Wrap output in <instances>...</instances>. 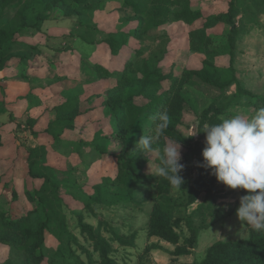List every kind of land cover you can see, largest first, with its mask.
I'll return each instance as SVG.
<instances>
[{
    "label": "rangeland",
    "instance_id": "obj_1",
    "mask_svg": "<svg viewBox=\"0 0 264 264\" xmlns=\"http://www.w3.org/2000/svg\"><path fill=\"white\" fill-rule=\"evenodd\" d=\"M66 1L71 6L82 8L81 12L65 15L62 11L55 10L52 16L44 22L41 32L32 31L19 39L36 46L44 52V55L33 54L35 53L34 50L25 49L18 45H14L12 49L14 54L21 53L25 57L19 64L22 69L18 67L16 74H26L28 77L26 87L29 86L30 89L39 88L41 90L45 86H40L42 82L35 73L52 78L50 79L51 83L55 81L53 67H56L53 65L55 61L52 59L55 50L64 51L67 45H64V42L79 41L80 39L75 38L82 34L87 39L96 42L106 35L119 36L122 32H125L128 37L127 47L141 50V57L147 59L150 67L156 66L160 56L169 50L170 57L166 55L168 56L167 59L159 66L164 73L172 74L174 77L180 76L184 68L200 67V57L192 54L189 50V35L191 31L201 27V20H196L191 24L182 20L155 22L152 18L154 0H143L139 6L140 12H135L131 7L123 5L124 0H85L81 4L76 3L75 0ZM224 2V0L188 1L193 9L201 10L204 15L224 9ZM18 5V3L13 2L10 8L0 10V16L6 13L12 16ZM138 15H140V19H143L140 29L141 36L134 37L132 32L138 24ZM262 20L263 23H260L259 26L261 27L257 32L254 31L255 28H250L240 35L235 61L236 71L234 72L238 78L240 75L243 76V80L239 78L241 86L258 93L263 90L261 75L264 71V17H262ZM213 32L215 35L213 36L214 41L223 39L217 36L221 32V27L216 28ZM46 41L50 45H46ZM78 44L79 46H86L89 50L91 49L90 46L82 42L77 43L76 46ZM92 45L94 50L97 51V56L99 55L98 58L95 54L94 59H98V63L111 69L120 68L121 62L128 52V48L125 47L119 55H113L102 44L94 43ZM46 48L51 51L48 52ZM46 60H49L50 64ZM15 61H17V58L11 62ZM214 62L217 66L228 67L227 56H217ZM43 63L49 66L45 70L46 73L41 71ZM139 63L141 66L142 62ZM2 79L4 78H0V129L3 140V146L0 147V203L3 207L12 210L28 208L29 205L26 200L28 193H31L30 191L36 185L41 187L40 194L48 196L54 201L57 212L53 214L51 229L46 234V249L49 255L60 246L62 250H68L71 247L80 258L85 261L88 260V253L82 252L76 244L70 243V241L67 242V240L62 243L59 242L58 236L65 238L68 230L76 236L82 246L89 249L92 258H98L97 252L92 249V243L80 233L77 226L75 213L80 205L76 204L75 200L70 197H65L62 203L58 200L57 194L66 192L73 194L77 200L89 204L88 208H80L86 223L97 226L99 217L102 218L101 228L104 236L113 247L111 256L115 259L116 264L199 263L205 257L208 247L214 242L248 237L250 225L241 222L236 215V209L239 207L240 201V190L239 188L231 189L221 182L216 183V192L201 193L195 202L188 203L187 188H173L168 194L159 195L155 192L153 182L142 180L135 185L134 198L140 200L139 206L131 204L105 205L109 202L105 199L106 194L103 191L97 192L94 185L105 178L113 179L116 175L117 163L111 157L97 158L99 155L92 148L90 142L96 140V138H98V141L99 137L112 131L111 125L108 124L109 119H102L104 114L96 111L95 113H88L84 117L81 122L84 125L80 130L75 128L56 142L51 141L46 136L36 137L30 133L26 125L27 104L22 106L20 112H14L11 104L9 110H7V104L2 98V91L4 90ZM100 84L101 88L108 85L106 81ZM97 86L98 84H95L94 91L98 90ZM162 89L164 88H149L142 96V102L146 103L149 111L141 116L138 127L129 133L127 137L132 153L149 156L150 158L156 157L155 152L152 154L140 153L136 142L142 135H154L155 122L153 115L160 109V105L154 99L159 96ZM235 92L236 84L234 83L224 89H217L196 79L192 80L183 88V93L193 109V111L186 114L189 124L191 126L194 123L196 124V113L201 112L210 103H215L224 109L220 115L221 118L236 114L245 117L254 115L255 111L251 108L247 98L241 95L236 97ZM18 98H16L15 105L23 104L24 102L20 101L21 98ZM55 102H57L56 99L45 100L47 105H52ZM41 110L43 109H39V111ZM42 113L43 111L39 113L38 117H41ZM36 126L37 129L40 126L42 127L43 122ZM42 144L47 148L46 155L37 159L38 164L35 171L42 172L48 179L41 178L32 181L26 173L27 149ZM153 149L161 153L156 141L153 143ZM184 152L185 150L181 147L182 156ZM181 162L185 164L181 175L187 182H191L197 173V163L192 155H189L184 161L182 158ZM152 166L153 163L150 162L144 167L146 175L150 173ZM12 190H15L16 198L13 197ZM97 196L102 201L101 203L96 201ZM153 197H157L176 219L175 229L180 234L178 244H184V239L189 236L188 226L196 229V242L189 255L172 254L171 252L177 244L170 243L157 236H148L147 233L145 235L143 230L145 224L147 225L146 221L148 222L150 202ZM134 230L138 232V236L135 237L133 246H123L113 237L114 231L129 235ZM151 245L159 248L154 247L148 252H144V249ZM6 252L7 247L0 245V260L4 258Z\"/></svg>",
    "mask_w": 264,
    "mask_h": 264
},
{
    "label": "trees",
    "instance_id": "obj_2",
    "mask_svg": "<svg viewBox=\"0 0 264 264\" xmlns=\"http://www.w3.org/2000/svg\"><path fill=\"white\" fill-rule=\"evenodd\" d=\"M188 1L154 0L153 4L152 18L155 22L182 20L191 24L196 20L202 21L201 27L191 31L189 35V50L192 54L200 57V67L184 68L178 77L164 73L159 66L167 59L166 55L170 57L169 50L160 56L156 66L150 67L147 59L141 57V50L127 47L128 37L125 32L119 36L106 35L96 42L87 39L83 34L79 36L86 43L102 44L113 55H119L123 48H128L120 68L111 69L98 62L94 64L98 79L97 94L102 98L101 108L104 114L102 119H109L108 124L111 125L112 131L99 137L98 141L96 138L90 143L99 155L98 157H111L117 163V171L113 179L105 178L94 185L97 192L103 191L106 194L105 199L109 202L105 205L131 204L139 206L140 200L134 198L135 185L142 180L153 182L155 192L159 195L168 194L173 189L166 179L144 173V167L150 162L158 163L157 156L150 158L132 153L131 145L128 144L129 133L138 127L141 116L149 111L146 103L142 102V96L147 89L164 88L154 99L160 105V109L153 115L155 127L159 123V114L166 112L169 116L168 128L156 141L161 154L165 144L169 141H178L185 150L182 156L183 161L192 155L197 163L198 169L195 178L191 182L184 179V183L181 185L182 188L188 189V203L195 202L201 193L216 192L218 181L214 175L210 174V169L200 166L203 159L201 150L204 147L205 133L201 131L196 136L185 137L191 127L186 114L193 109L183 93L184 86L194 79L217 89H224L234 83L236 84L234 93L236 97L238 95L246 97L254 111L264 107V71L261 75L263 79L261 93L241 86L239 78L243 80V76L240 75L238 78L234 73L236 71L238 39L250 28H255L254 31L257 32L261 27L259 25L263 23L264 0H224V9L207 15H204L199 9H193ZM13 2L19 5L12 16H9V13L0 16V78H3L2 72L8 68L12 60L17 58V61L21 62L25 59L23 54L12 52L14 45L32 49L35 52L33 54H41V50L36 46L19 40L21 37L32 31L41 32L44 22L52 16L55 10H60L65 15H72L79 14L82 9L71 6L66 0H0V10L10 8ZM75 2L81 4L85 0H75ZM142 2L143 0H124L123 5L131 7L135 12H140L139 6ZM137 17L138 24L132 32L134 37L141 36L140 29L143 19H140V15ZM218 27H221V32L217 36L223 39L214 41L213 30ZM220 55L228 57V67L223 68L215 65L214 60ZM139 62H142L141 66ZM23 77L28 78L26 74H23ZM103 81H106L108 85L101 88L99 84ZM223 111L221 106L210 103L201 112L196 113V124L203 130L206 125L219 123ZM81 114L79 101L74 96L45 109L41 117H27L26 125L32 135L46 136L56 142L61 139L65 129L74 128L75 119ZM40 122H43V126H40L38 130L35 126H38ZM2 146L0 129V147ZM46 149L44 144L27 149L26 173L32 181L41 178L48 179L42 172L35 171L38 164L37 159L46 155ZM40 190L41 187L36 185L30 191L31 193H28L26 197L28 208L12 210L3 207L0 203V245L7 247L6 255L0 260V264H116L115 259L111 256L113 247L101 228L102 218L99 217L97 226L86 223L80 208H88L89 204L77 200L73 194L67 192L57 194L58 200L62 203L65 197H70L80 205L75 213L77 226L80 233L92 243V249L97 252L98 258H92L89 249L82 246L76 236L68 230L65 238L58 236L59 242L67 240V242L76 244L82 252L88 253V260L80 258L70 246L68 250H62L60 246L49 255L46 249V234L51 229L52 216L57 212L54 201L48 196L41 195ZM239 190L240 197L247 194L246 190L241 188ZM12 194L14 198L17 197L15 190H12ZM96 201L102 202L99 200V196ZM175 228L176 219L172 212L164 207L157 197H153L148 214L147 235L157 236L177 244L171 252L172 254L189 255L196 242V229L188 226L189 236L184 239V244H178L180 234ZM113 237L123 246H133L136 236L134 232L127 235L114 231ZM154 247L157 246H147L144 252H148ZM178 264H264V231H255L249 226L247 238L216 241L208 247L205 257L199 263L181 262Z\"/></svg>",
    "mask_w": 264,
    "mask_h": 264
},
{
    "label": "clouds",
    "instance_id": "obj_3",
    "mask_svg": "<svg viewBox=\"0 0 264 264\" xmlns=\"http://www.w3.org/2000/svg\"><path fill=\"white\" fill-rule=\"evenodd\" d=\"M159 123L154 135H142L136 142L140 153L155 152L158 163L153 162L150 174L166 179L173 188L180 189L184 183L181 175L185 164L181 162V145L169 141L162 154L153 149L169 126L168 114L158 116ZM205 133L204 147L201 150V167L210 169L218 182L231 189L241 188L247 194L240 197L236 215L241 222L250 225L255 231H264V107L251 117L241 114L222 118L219 123L210 124L201 130L192 124L185 137Z\"/></svg>",
    "mask_w": 264,
    "mask_h": 264
},
{
    "label": "crops",
    "instance_id": "obj_4",
    "mask_svg": "<svg viewBox=\"0 0 264 264\" xmlns=\"http://www.w3.org/2000/svg\"><path fill=\"white\" fill-rule=\"evenodd\" d=\"M80 39L79 41L74 40L70 43L66 41L67 43H63L65 46L64 51L55 50V55L52 56V59L55 61L53 65H55L56 68L54 69V79L51 83L50 79L43 76L42 74L38 75L35 73V75L38 77L40 82H42V85H45L41 90L39 88H33L30 89V87H26V79L23 77V74H16V71L19 69H22L21 66H19L20 62L15 61L11 62L8 66V68L5 69L4 72H2V79L3 82V99L6 102L7 110H9V106L11 104L14 112H20L22 106L24 104H27V117H38L39 113L44 111L47 108H50L54 104L62 103L69 98L77 97L79 99V106L82 111V114L79 115L75 119V124L73 129H65L61 138H64L67 133L74 130L75 128L79 129L84 125V123H81L84 120V117L86 115L95 113L98 111L99 113H102V98L98 96V91L95 90V84H98L97 74L94 70V64L97 62L98 59H94V55L97 56V51L94 50L93 45L86 43L83 41L80 37L75 38ZM22 40V39H21ZM84 43L91 47V49H87L86 46H76L77 43ZM46 45H50L48 41H46ZM49 47V46H48ZM47 51H51L50 49L46 48ZM82 50V51H80ZM53 53V52H52ZM41 54L44 55V52L41 51ZM38 56V55H37ZM40 56V55H39ZM99 58V55L97 56ZM46 58V56H45ZM49 63V60L47 61ZM58 63V65H56ZM50 64V63H49ZM49 66H46L44 63L41 66V71H45L48 69ZM58 69V70H56ZM30 71V69H29ZM29 73V72H28ZM46 73V71H45ZM25 74V73H24ZM30 75V74H29ZM58 77V78H57ZM58 84V86H57ZM42 93V94H41ZM20 97L21 102L23 101V104L15 105L16 98ZM19 99V98H18ZM57 100L52 105H47L45 103V100ZM18 102V101H17ZM20 107V108H16ZM17 110H16V109ZM39 109H43L39 111ZM26 110V106H25ZM32 112V113H30ZM41 137V136H40ZM64 140V139H63ZM99 158V157H97ZM147 223V221H146ZM147 225L145 224L144 227V233L146 235L147 231ZM135 233V236H138V232L132 231ZM152 238V237H151Z\"/></svg>",
    "mask_w": 264,
    "mask_h": 264
}]
</instances>
